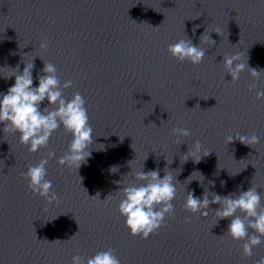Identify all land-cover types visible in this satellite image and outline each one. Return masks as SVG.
<instances>
[{
    "label": "clouds",
    "instance_id": "clouds-1",
    "mask_svg": "<svg viewBox=\"0 0 264 264\" xmlns=\"http://www.w3.org/2000/svg\"><path fill=\"white\" fill-rule=\"evenodd\" d=\"M196 27H199V25ZM193 32H195V28ZM211 32H215L220 36L219 29ZM199 39L200 44L198 46L194 45L192 40L184 33L182 38L168 45L167 51L171 57L181 63L187 61L193 66H198L204 61L207 49L216 44V41L210 38L207 28ZM239 43L240 40L236 45ZM49 44L50 40L45 37L39 43V49L47 51ZM206 44L209 47L205 48L203 46ZM222 56V66L225 73L231 76V83H237L241 78V74L247 71L252 78V83L248 85V91L251 92L256 88V82L264 77V69L258 70L250 67L248 56L244 52ZM34 57L30 63H25L22 59L25 64L22 74H19V65H17L15 69H12V74L5 77L14 76L15 83L7 89L6 94L0 93V124L4 125L3 132L5 134L18 133L19 142L26 146L29 152L36 153L40 149L47 148L53 133L62 127L66 134L71 135V140L68 143L67 150L56 161L61 169L67 168L77 171L81 164L86 163L90 158L91 145L94 142L93 128L89 123L90 117L86 100L79 92L73 93L70 99L65 98L64 91L72 87L73 82L69 79L61 83V75L58 74L56 65L45 62L41 57L44 61L43 75L38 74V87H33ZM256 99H264V90L256 92ZM45 100H47L48 105L41 110V104ZM196 107H199V105ZM171 135L177 138L175 143L180 145L192 133L190 129L183 126H174L171 128ZM234 138L251 148L260 143V137L255 133L246 135L236 132L234 135L229 134L225 137L226 145L232 143ZM132 149L134 150L133 147ZM202 149V143L195 140L189 147L188 152L183 155L182 163L187 162L189 158L194 163H199L202 157H207L211 153V151L204 150L203 155H200ZM147 156L145 159H147ZM54 157H56L55 151L50 150L36 164H29L26 172L21 173V177L27 181L29 191L34 196L38 195L46 201L45 210H47V206L60 203L57 194L52 190V181L47 178V166ZM133 160L128 161L130 168ZM171 163L172 160L167 161L168 165ZM111 171L116 172L117 168L112 167ZM163 171L165 174L163 178H160V169L158 168L147 172L143 171V164L137 171H133L131 168V172L127 175L130 174L133 178L118 190L120 195L117 206L118 212L124 218L125 227L133 237L139 236L141 239H147L164 225L166 218L174 214L172 202L177 195L176 184L179 183L176 176L181 169L176 176L172 175V171L167 166ZM196 173L204 178L200 172L196 171ZM191 175L186 179L189 181L188 184L193 181L189 179ZM116 183L121 184V181ZM209 183L213 182L210 181ZM224 183L222 181L221 185L223 186ZM258 188V186L252 184L246 191L229 193L226 196L210 193L205 188L202 198H198L194 195V192L188 191L184 208L192 214L200 213L204 218H207L209 211H211L216 218V222L229 219L230 223L225 234L235 242L243 241L241 245L242 255L245 258H250L253 256V249L264 243V195L257 191ZM84 190L87 193L85 188ZM110 195L104 200L99 199V193L88 197L98 198L101 203H104L110 198ZM209 196L212 197L211 200ZM210 204H218L219 207L212 210L209 208ZM185 222L187 223L188 219ZM57 241L60 240L57 239L53 242ZM39 242L48 241L45 239L43 241L39 240ZM71 264H121V261L114 249L107 248L86 260L80 255H74ZM255 264H264V257L255 261Z\"/></svg>",
    "mask_w": 264,
    "mask_h": 264
}]
</instances>
